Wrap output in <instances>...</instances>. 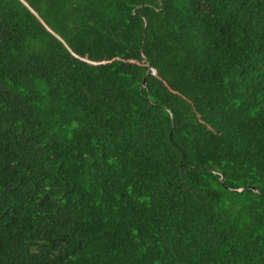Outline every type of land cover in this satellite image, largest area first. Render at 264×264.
Here are the masks:
<instances>
[{"label":"trees","instance_id":"1","mask_svg":"<svg viewBox=\"0 0 264 264\" xmlns=\"http://www.w3.org/2000/svg\"><path fill=\"white\" fill-rule=\"evenodd\" d=\"M0 264H264V0H0Z\"/></svg>","mask_w":264,"mask_h":264},{"label":"water","instance_id":"2","mask_svg":"<svg viewBox=\"0 0 264 264\" xmlns=\"http://www.w3.org/2000/svg\"><path fill=\"white\" fill-rule=\"evenodd\" d=\"M221 182H223V180H224V176L223 175H221ZM241 190H243V188H240V189H236V191H241Z\"/></svg>","mask_w":264,"mask_h":264}]
</instances>
